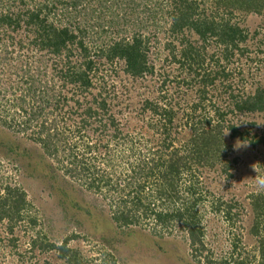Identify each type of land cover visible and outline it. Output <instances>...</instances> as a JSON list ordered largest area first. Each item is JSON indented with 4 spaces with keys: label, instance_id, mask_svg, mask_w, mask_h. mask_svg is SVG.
Instances as JSON below:
<instances>
[{
    "label": "trees",
    "instance_id": "trees-1",
    "mask_svg": "<svg viewBox=\"0 0 264 264\" xmlns=\"http://www.w3.org/2000/svg\"><path fill=\"white\" fill-rule=\"evenodd\" d=\"M124 1L125 6H128L127 10L131 15L134 14V9L138 7V0ZM105 4V0H0V47L2 44L4 46L0 52V71H2L0 80H3L5 86H11L4 89V94L2 92L1 94L5 95L10 88H13L10 78L6 76V70L11 68V74L16 76L15 80L18 84H27L29 81L35 83L34 72L26 64L19 63L15 68L11 67L14 63L9 54L10 46L13 51L26 50L32 52V55H35L36 51L52 55L55 61L52 69L56 80L64 86L70 85L72 89L69 90L73 94L82 96L96 91V94L90 97L91 101L82 110L81 105H77L74 111V114L81 111L76 133L78 134L87 125L93 124L95 133L104 134L110 124L109 129L112 131L111 139L114 140V148L110 149L111 158L105 160H110L112 164L124 163L131 157H135V153L139 158L142 156L144 160L147 157L134 183L129 180L121 189L117 183L111 189L114 195L119 192L120 196L115 197L116 205H111L113 212L109 219L110 228L113 231L116 230L113 234L120 233L122 236L137 239L145 238V231L137 224L139 218H151L161 232L169 230L174 222L180 223L187 235L189 245L194 249L195 256L190 257L193 262L199 264L200 259L196 252L203 249V233L199 228V218L194 208L200 202L201 197L196 196L198 193L193 187L185 189V195L179 196L177 185L184 176L188 164L193 163L212 168L224 161L225 151L231 150L226 143L227 139L223 138L224 132L228 131L229 138L248 140L249 130L253 129L254 125L249 124L245 129L242 124L244 116L264 115V89L257 87L246 93H229L225 100V112L213 111L215 121H217L214 127H210V119L203 117L208 107L207 104L210 103L212 91L218 90V84L230 82L231 73L227 71L226 66L219 65L221 59L226 63L229 60L237 61L248 51L249 35L246 29L233 22L230 17L235 12L246 16L262 14L264 0H167L164 14L153 11L148 18L144 19L145 24L157 27L159 17L162 18L167 26L166 35L162 39L155 38L156 40L151 42L137 32L130 34L129 38L122 37L114 41L110 39L108 44L95 48L103 38L108 39L113 35L111 23L107 28L104 24L98 23L96 19L95 11L99 12ZM117 5V0H110V8H116ZM146 6L147 2L143 5L145 11ZM85 21L94 22L90 26ZM90 35H93V39L88 40L87 37L90 38ZM4 41H8L7 44L10 45L7 46ZM210 42H214L215 46L223 50L215 53L208 49ZM160 49L164 51L165 60L168 61L164 63L176 65L180 72L185 73L186 77L183 75L180 82L193 89L192 93L195 97L189 99V111L186 110L183 117L179 110L174 108V103L164 95L153 97V99L144 96V93L142 97L138 96L136 83L139 79L156 73L155 67L160 64L156 52ZM210 52L211 55H208ZM154 54L155 57H152ZM65 58L67 61H63ZM95 59L103 62L102 67L123 63V74L130 82L122 83L121 91L135 97L137 101L132 105L125 103L126 112L121 114H126L125 120L129 123L134 120L135 125L127 127V122L121 123L108 115L110 108L107 98L109 96L105 97V94L110 89L109 83L104 81L102 76L98 77L97 72L100 65L99 62H95ZM59 64L61 68L58 67ZM15 70L17 71L14 72ZM166 86L165 78L160 82L157 81L154 83L153 92H161L163 88L167 89ZM36 90L38 91L37 88L32 91L30 89L33 94L30 101L22 96L17 99L18 103H22L19 106L18 104H4L8 110L12 107L13 114H18L17 121L7 119L5 106H0V149H4L0 153L4 158L8 157L4 151L12 152L13 149L18 148L17 145H12L13 142H10L11 137L7 132L15 134L27 132L30 125L39 120L45 110V104H48V100L40 104L41 100L37 99L40 93ZM114 90L115 95L110 96L113 102L121 95L117 88ZM60 101L61 98H58L57 102L60 103ZM116 103L117 101L112 103L113 108L118 105ZM29 105H31L30 108L26 109ZM31 110L33 113L29 114ZM231 114L241 118L231 121L227 118ZM156 122H160V125L152 124ZM142 123H145L144 127L141 126ZM40 124L43 126L44 122L40 121ZM53 126L55 128V125ZM182 132L189 133V148L183 146L180 149L173 145L174 137L171 136L175 134L181 136ZM49 133V129L44 132L42 130L39 137L35 139V142L41 143L40 146L44 152L36 155L43 161L55 151L54 142ZM155 133L161 135L159 141L155 139ZM42 134L45 136H41ZM145 134L154 136L144 139ZM56 137L57 134L54 135L55 140ZM261 140L259 139L258 142ZM147 143L152 145L148 147ZM85 145V152L97 148H92L88 143ZM143 148H145L144 151H142ZM72 157L74 161L71 168L75 172L78 169L83 172L86 176L83 184L88 190L99 193L104 187H108L110 177L107 180L95 177L93 173L88 172L90 167L78 161L77 155ZM47 163L52 175L59 179L50 162ZM21 164L23 171L27 169L32 173V169L27 168L25 163ZM82 166L84 167L81 169ZM225 170L226 168L224 172ZM127 177H124L122 181L127 180ZM129 177V179H134V176ZM149 181L151 184L147 183ZM249 199L254 216L250 234L257 238L255 255L251 257L235 255L237 247L232 244L228 257L219 260L205 257L206 264H264V196L251 194ZM177 203L180 204L177 205ZM26 207L25 193L21 188L9 185L4 187L0 194V223H6V227L9 228L7 234H13L14 226L22 219L21 213ZM216 209L218 212L220 207ZM230 214L229 206L226 212L228 220ZM155 242L153 248L160 253L158 256L163 258L162 260L173 259L178 264L182 262L191 264L188 258L184 261L181 257L183 255L179 252H183V248L174 240L160 236ZM30 246L31 249L39 247L36 241L30 242ZM54 248L49 244L45 247L47 251ZM56 250L59 251V256L66 260V264H78L76 260L70 258L71 251L67 249V240L63 245L56 247Z\"/></svg>",
    "mask_w": 264,
    "mask_h": 264
},
{
    "label": "rangeland",
    "instance_id": "rangeland-1",
    "mask_svg": "<svg viewBox=\"0 0 264 264\" xmlns=\"http://www.w3.org/2000/svg\"><path fill=\"white\" fill-rule=\"evenodd\" d=\"M117 1L116 8H110V0H105L106 4L100 8L101 10L95 11L98 21L95 20L107 28L111 23L113 29V35L108 39L103 38L95 48L101 47L102 44H108L110 39L114 41L122 37L129 38L130 34L137 32L147 37L151 42H154L155 38L162 39L166 35L167 26L161 17L158 19L157 27L145 24L144 19L148 18L153 11L164 14L167 0H138V7L134 9L132 15L127 10L128 6H125L124 0ZM146 2L145 11L143 5ZM230 18L246 29L249 35L248 51L237 61L229 60L226 63L221 59L219 65L226 66L231 77L229 83L218 84L220 88L218 87L217 91L213 90V94H210L211 100L207 104L208 107L203 116L210 119V127L217 124L213 111L225 112V100L229 93H246L257 87L264 89V12L254 16L235 12ZM94 21H85V23L91 26ZM142 25L144 27H141ZM87 39H93V35H90V38L88 36ZM22 40L24 39L22 38ZM4 43L7 46L10 45L7 44L8 41H4ZM2 48H4L3 44L0 47V52ZM9 49L14 63L11 67L15 68L19 63L26 64L34 72L35 83L29 81L27 84H18L15 80L16 76L11 74L12 68L6 70V76L10 78L13 88L6 92L9 93L8 95H2L4 89L11 86H5L3 80H0L3 84H0V106L4 104H18L19 106L22 103H18L17 99L21 96L30 101L33 97L31 91L35 88L40 93L37 98L41 100L40 104L45 100H48V104H45L43 114L39 120L30 125L27 132L17 134L7 132L11 137L10 142H13L12 145H17L18 148L13 149L12 152L4 151L7 153V158H4L0 153V194L5 186H16L24 191L27 202V207L21 213L22 219L14 226L13 234L6 233L9 228L6 227L5 222L0 223V264H66V260L61 258L59 251L56 250V247L63 245L65 240H67V249L71 251L70 258L76 260L78 264H178L173 259L167 261L158 256L160 253L155 251L153 246L160 236L178 243L183 248V252H179V254L183 255L181 257L184 261L188 258L191 264H196L190 257L194 255V249L189 245L187 235L182 230L180 223L174 222L170 225L169 230L161 232L151 218H139L137 224L145 231V238L137 239L122 236L120 233L113 234L116 230L113 231L110 228L109 219L113 212L112 208L116 205L115 197L119 196V192L114 195L111 189L117 183H119L120 189L129 180L134 183L135 179L139 177L138 172L143 169L147 157L144 160L142 156L139 158L135 153V157H131L124 163L112 164L110 160H105L111 158L110 149L114 148V140L111 139L112 131L109 129L110 124L104 134L95 133L93 124L87 125L78 134L76 133L81 111L77 114H74V111L77 105H81L80 109L82 110L91 101L90 97H93L96 91L82 96L73 94L69 90L72 89L70 85L64 86L63 83L56 80L52 69L55 61L53 56L48 53L35 51V55H32V52L26 50L13 51L12 46ZM208 49L215 53L223 50L221 47L215 46L214 42L208 44ZM156 54L162 62L159 61L160 64L155 67L156 73L137 81L138 96L142 97V93H144V96L153 99V97L164 95L174 103V108H177L183 117L186 110L189 111V99L195 97L192 93L193 89L180 82L183 75L186 77L185 73L180 72L176 65L164 63L166 60L163 50H158ZM208 55H211V52ZM152 57H155V54ZM63 61H67L66 58ZM95 62L99 61L95 59ZM102 64L103 62H99L97 75H99L98 77L102 76L104 81L109 83L110 89L105 94V97L109 96L107 98L110 108L108 115L121 123L127 122V127L135 125L133 118H131L133 121L129 123L125 120L126 114H121L126 112L125 103L132 105L137 101L135 97L121 91L122 83L130 82L123 74V63L110 64V67H102ZM58 67L61 68V64ZM164 78L167 80V89L163 88L161 92L158 91L159 93L153 92L154 83L160 82ZM0 79H2L1 76ZM116 88L121 95L113 102L110 96L115 95L114 89ZM58 98H61L60 103L57 102ZM116 101L118 105L113 108L112 103ZM58 103L60 107L57 108ZM18 106L17 108L20 109ZM30 106H27L26 109H29ZM11 108L8 110L5 106L7 112L5 117L12 121V119H17L18 114H13ZM33 110L29 114H32ZM227 118L235 121L236 118L241 117L231 114ZM40 121L44 122L43 126ZM152 124L159 126L160 122ZM242 124L245 129L249 124L254 125L253 129L249 130L248 140L243 141L247 146L238 148L237 141L242 140L229 138V135H225L226 132H224L223 138L227 139L226 143L231 147L230 151H225L224 161L217 163L212 168L202 167L199 164H188L184 176L181 177L177 185L179 196L185 195V189L193 187L198 193L196 196L201 197L200 202L194 208L198 214L199 228L203 233V249L196 252L200 259L199 264H206L205 257H209L211 260L228 257L232 250V244L237 247L235 255L251 257L256 252L257 238L250 234L254 216L249 197L251 194L264 196V115L244 116ZM141 126L144 127L145 123H142ZM47 129H49V135L54 142L55 151L49 157H45V161H43L36 155L44 152L40 146L41 143L35 142V139L39 137L40 131L44 132ZM55 134H57L56 140ZM154 135L145 134L144 139L154 136L159 141L161 135L159 133ZM171 137H174V147L182 149L181 147L187 146L189 148L188 132H182L181 136L175 134ZM259 139L262 140L258 142ZM85 143L91 145L92 148H97L85 152ZM144 143L146 144V142ZM151 145V143L149 145L147 143L148 147ZM3 150L0 149V152ZM144 150L145 148L142 151ZM73 155H77L79 162L90 167L88 172L93 173L95 177L104 180L110 177L108 187H104L99 193L88 190L83 184L84 177H86L83 172L80 169L75 172L71 168L74 161ZM48 161L55 169L54 173L59 176V179L52 175L51 169H48ZM18 162L25 163L27 168L32 169V173L27 169L23 171ZM129 176H134V179H129ZM124 177H127V180L122 181L125 179ZM147 183L151 184V181ZM179 204L177 203V205ZM229 206L231 214L228 220L226 212ZM217 207H220L218 212ZM32 241H36V245L39 247L31 249L30 242ZM47 244L53 245L55 248L47 251L45 249ZM182 264L186 263L182 262Z\"/></svg>",
    "mask_w": 264,
    "mask_h": 264
},
{
    "label": "clouds",
    "instance_id": "clouds-1",
    "mask_svg": "<svg viewBox=\"0 0 264 264\" xmlns=\"http://www.w3.org/2000/svg\"><path fill=\"white\" fill-rule=\"evenodd\" d=\"M228 134V131L225 133V135ZM238 148L241 147V146H247V144H245L243 141H237V145H236Z\"/></svg>",
    "mask_w": 264,
    "mask_h": 264
}]
</instances>
